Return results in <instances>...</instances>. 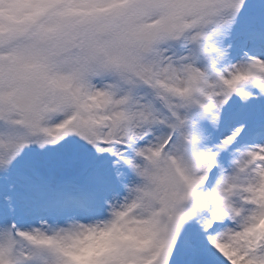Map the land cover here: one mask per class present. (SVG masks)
<instances>
[{"label":"snow or ice","instance_id":"obj_1","mask_svg":"<svg viewBox=\"0 0 264 264\" xmlns=\"http://www.w3.org/2000/svg\"><path fill=\"white\" fill-rule=\"evenodd\" d=\"M0 264H264V0H0Z\"/></svg>","mask_w":264,"mask_h":264}]
</instances>
